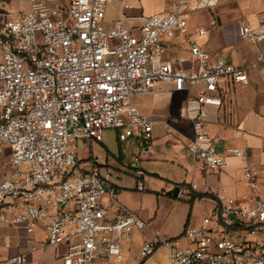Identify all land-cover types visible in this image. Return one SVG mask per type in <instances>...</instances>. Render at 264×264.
I'll return each mask as SVG.
<instances>
[{
    "label": "built area",
    "instance_id": "2783aa9c",
    "mask_svg": "<svg viewBox=\"0 0 264 264\" xmlns=\"http://www.w3.org/2000/svg\"><path fill=\"white\" fill-rule=\"evenodd\" d=\"M28 8L0 20V144L10 147L11 172L0 182V228L40 223L49 246L66 245L63 264H91L104 258L124 261L122 238L148 222L119 205L115 215L103 203L113 191L96 161L82 162L79 141H101L105 130L116 129L122 141L138 136L148 144L154 122L132 102L136 94L153 91L160 82L191 98L182 115L193 121L195 137L190 153L207 169L220 171L228 163L218 150L224 135H211L206 105H222L216 95L222 82L248 83L250 71L264 79V11L262 29L239 21V37L257 48L249 65L212 59L205 44L185 41L191 68L184 59H166L161 37L188 32L185 11L189 0L175 10L145 18L136 32L123 20L105 25L106 6L114 0H23ZM215 0H201L194 8H210ZM211 26L218 20L213 18ZM210 28L198 29L200 37ZM204 91L193 96V88ZM245 132L234 128V137ZM228 152L246 158L240 147ZM258 167L246 169L257 181ZM188 188V187H187ZM138 189H146L144 181ZM181 191V190H180ZM219 204L203 215L199 225L188 224L177 237L144 235L143 259L159 247L169 253V264H264V192L254 203L218 195ZM18 254L0 264H27Z\"/></svg>",
    "mask_w": 264,
    "mask_h": 264
},
{
    "label": "crops",
    "instance_id": "0c3cea01",
    "mask_svg": "<svg viewBox=\"0 0 264 264\" xmlns=\"http://www.w3.org/2000/svg\"><path fill=\"white\" fill-rule=\"evenodd\" d=\"M119 10L105 16L108 26L119 20L138 32L145 18L154 14L168 13L176 9L180 0H119ZM190 8L185 11L189 22L188 32L173 38L163 36L166 59L173 63L184 59V68H191L190 50L185 41L193 37L205 44L212 59H223L235 65H249L257 56V48L239 37V21L245 19L257 31L262 29L258 13L264 11V0H215L210 8H194L201 0H189ZM27 4V3H26ZM28 8V5L25 9ZM216 18L218 24L211 26ZM209 27L206 37L198 35L200 27ZM264 52V42L260 45ZM172 83L160 82L153 91L136 94L132 102L154 122L153 136L148 144L138 136L122 141L119 131L107 129L101 141H89L86 149L91 152L88 161H96L101 169L106 186L113 196L104 197L103 203L114 216L119 205H126L148 222L149 231L142 232L150 237L159 227L157 217L161 206L180 200L186 204L181 229L166 238L181 235L188 224L199 225L202 215L210 213L218 206V195L236 198L254 204L264 192V79L258 70L250 71L248 83H234L225 79L216 95L223 100L222 105H206L211 135H224L218 144L220 153L226 155L227 165L220 171L207 169L201 159L190 153L188 143L195 137L192 120L182 115L181 109L191 98L187 93L171 90ZM204 91V86L193 88V97ZM234 128L245 132L243 137H234ZM116 132V142L109 143L107 132ZM94 143L102 144L105 153L98 156L93 152ZM6 145V144H4ZM229 147L242 148L244 159L228 152ZM0 144V182L9 174V156ZM5 160V166L3 161ZM85 161V162H88ZM258 167L260 174L255 182L246 178V169ZM129 177V178H128ZM144 181L146 189H138V182ZM180 187L178 197L166 193ZM188 187V188H187ZM194 192L211 196L189 200ZM151 205L145 216L144 211ZM201 206L203 214L200 217ZM199 211V215L196 212ZM149 211V210H148ZM5 225L0 228V260L18 254L28 256L27 264H63L66 245L57 247L47 243V232L42 224ZM167 232H169L167 230ZM161 236V235H160ZM153 237V236H151Z\"/></svg>",
    "mask_w": 264,
    "mask_h": 264
},
{
    "label": "rangeland",
    "instance_id": "374dc122",
    "mask_svg": "<svg viewBox=\"0 0 264 264\" xmlns=\"http://www.w3.org/2000/svg\"><path fill=\"white\" fill-rule=\"evenodd\" d=\"M119 0L111 1L106 6V14L110 16V13L113 15L115 12L119 10L120 5ZM27 7V4L23 0H0V20L1 18H10V12H20L24 11ZM105 25L107 23L105 22ZM162 38V37H161ZM107 137L109 138V143L114 144L116 140V132L110 131L107 132ZM86 144H89L88 139H81L79 141V149H80V160L82 162L88 161L91 152L88 151L85 147ZM3 146L7 147V145ZM8 156L10 155V150L6 149ZM93 152L95 155H102L105 153L104 147L102 144L94 143ZM3 166H5V160L3 161ZM7 169L11 172L9 165H7ZM129 178V177H128ZM151 205L147 206V210L144 211V214L148 215L151 210ZM201 211L198 210L196 212L197 215L200 213V217L203 214L204 210L201 206ZM149 210V211H148ZM186 211V204L180 200L174 202V205L167 204L161 206V210L159 211L157 222L159 233L162 237L169 236L172 233H177L181 229L183 215ZM203 216V215H202ZM150 228V226L148 227ZM147 228V229H148ZM167 230L169 232H167ZM149 231V229H148ZM157 233L156 231L152 232L151 236H154ZM149 236V235H148ZM150 236V237H151ZM143 235L142 232L136 228L133 229L132 233L129 235H124L122 238V251L124 254V261L117 262L115 258H104L101 260H97L91 264H169V253L165 247H159L150 257H148L145 261L141 255V246L143 243Z\"/></svg>",
    "mask_w": 264,
    "mask_h": 264
},
{
    "label": "trees",
    "instance_id": "16d2710c",
    "mask_svg": "<svg viewBox=\"0 0 264 264\" xmlns=\"http://www.w3.org/2000/svg\"><path fill=\"white\" fill-rule=\"evenodd\" d=\"M207 196H211V195H209V194H204V193H197V192H194L193 194H192V198L189 200V203L192 205L193 204V202H194V200L196 199V198H203V197H207ZM146 260V259H145ZM144 260V261H145Z\"/></svg>",
    "mask_w": 264,
    "mask_h": 264
},
{
    "label": "water",
    "instance_id": "95a60500",
    "mask_svg": "<svg viewBox=\"0 0 264 264\" xmlns=\"http://www.w3.org/2000/svg\"><path fill=\"white\" fill-rule=\"evenodd\" d=\"M180 190V187H175L174 189L168 191L166 194L171 197H178Z\"/></svg>",
    "mask_w": 264,
    "mask_h": 264
}]
</instances>
